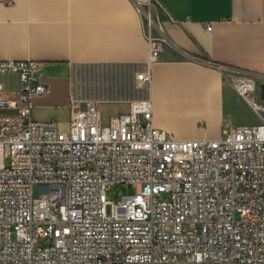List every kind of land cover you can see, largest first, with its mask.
Masks as SVG:
<instances>
[{
	"label": "built area",
	"instance_id": "1",
	"mask_svg": "<svg viewBox=\"0 0 264 264\" xmlns=\"http://www.w3.org/2000/svg\"><path fill=\"white\" fill-rule=\"evenodd\" d=\"M132 2L149 61L180 51L150 0ZM217 68L260 122L178 139L148 99L107 122L95 100L72 101L66 128L35 120L47 89L36 62L0 61L19 78L12 99L0 82V107L16 109L0 114V264H264V74ZM136 80L148 87L150 73ZM113 184L136 191L112 203Z\"/></svg>",
	"mask_w": 264,
	"mask_h": 264
},
{
	"label": "crops",
	"instance_id": "2",
	"mask_svg": "<svg viewBox=\"0 0 264 264\" xmlns=\"http://www.w3.org/2000/svg\"><path fill=\"white\" fill-rule=\"evenodd\" d=\"M150 10L180 49L167 46L154 61L132 0H0V61H35L47 85L32 118L66 128L72 101L95 100L107 122L148 99L154 126L178 139L258 124L217 65L264 74V0H150ZM146 71L148 87L136 80ZM0 82L14 98L18 76L0 74ZM242 111L249 124H234Z\"/></svg>",
	"mask_w": 264,
	"mask_h": 264
},
{
	"label": "rangeland",
	"instance_id": "3",
	"mask_svg": "<svg viewBox=\"0 0 264 264\" xmlns=\"http://www.w3.org/2000/svg\"><path fill=\"white\" fill-rule=\"evenodd\" d=\"M246 106H247V108L250 109V107L247 104H246ZM243 113H245V112L242 111L240 113V115H238L237 117H235L232 120V122H234V124H236V125H238V124H249L248 120L251 117V114H248L249 118L248 117L244 118ZM246 113H248V111H246ZM41 191H45V189H42ZM135 191H136V187H134L130 184H113V185H110L106 189V199L109 202L115 203V202H118L120 200L121 196L127 195V194H133ZM110 207H111V205L108 203L106 206L107 213L110 212Z\"/></svg>",
	"mask_w": 264,
	"mask_h": 264
}]
</instances>
